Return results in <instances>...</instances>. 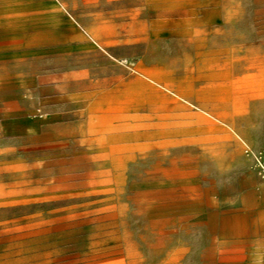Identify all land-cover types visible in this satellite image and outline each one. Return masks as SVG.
<instances>
[{"label": "rangeland", "instance_id": "374dc122", "mask_svg": "<svg viewBox=\"0 0 264 264\" xmlns=\"http://www.w3.org/2000/svg\"><path fill=\"white\" fill-rule=\"evenodd\" d=\"M14 1L0 264H264V0Z\"/></svg>", "mask_w": 264, "mask_h": 264}, {"label": "crops", "instance_id": "0c3cea01", "mask_svg": "<svg viewBox=\"0 0 264 264\" xmlns=\"http://www.w3.org/2000/svg\"><path fill=\"white\" fill-rule=\"evenodd\" d=\"M17 9H18L17 3L14 0H0V10L6 15L5 19L0 20V25L5 23L10 24L13 19L12 14ZM0 34H3V30L1 28H0ZM259 233L261 235H264V225L260 226Z\"/></svg>", "mask_w": 264, "mask_h": 264}, {"label": "built area", "instance_id": "2783aa9c", "mask_svg": "<svg viewBox=\"0 0 264 264\" xmlns=\"http://www.w3.org/2000/svg\"><path fill=\"white\" fill-rule=\"evenodd\" d=\"M256 159L258 160V164L260 165L259 167V171H260V174L264 175V154L261 153L259 154Z\"/></svg>", "mask_w": 264, "mask_h": 264}]
</instances>
